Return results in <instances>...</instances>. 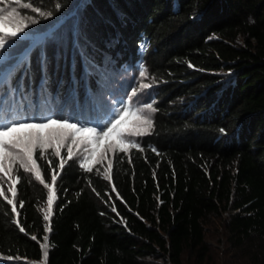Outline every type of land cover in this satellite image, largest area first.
<instances>
[{
	"label": "trees",
	"instance_id": "obj_1",
	"mask_svg": "<svg viewBox=\"0 0 264 264\" xmlns=\"http://www.w3.org/2000/svg\"><path fill=\"white\" fill-rule=\"evenodd\" d=\"M20 2L56 26L2 86L0 125L49 116L103 125L120 106L148 114L147 104L153 123L136 137L142 150L113 153L111 180L77 157L58 169L50 232L47 189L20 169L25 232L0 197V264L40 262L45 235V264H183L187 251L202 261L205 223L226 210L233 249L264 264V0ZM141 70L151 86L131 99ZM37 163L50 183L48 161Z\"/></svg>",
	"mask_w": 264,
	"mask_h": 264
},
{
	"label": "snow or ice",
	"instance_id": "obj_2",
	"mask_svg": "<svg viewBox=\"0 0 264 264\" xmlns=\"http://www.w3.org/2000/svg\"><path fill=\"white\" fill-rule=\"evenodd\" d=\"M19 2L20 0H16V3ZM23 7L27 8L31 5L25 4ZM56 7L59 8L60 5L57 4ZM33 10L39 12L41 16L50 17L52 15L51 12H41L39 8ZM31 22L36 23L35 20ZM27 27L28 23L15 8L11 10L0 8V48L7 47V44L23 33ZM140 75H145L144 70H141ZM143 87L147 88L149 85L145 84ZM145 107L152 109L151 104H147ZM129 116L133 119L131 127H129ZM152 123V120L140 113L139 110L132 112L124 106L119 110L114 109L111 118L103 125L94 122L74 121L62 116H49L43 120H12L0 125V197L6 201V205L11 206L10 211L17 218L15 223L19 231L25 232V228L19 220L21 213L18 211L16 201V185L21 179L20 169L24 173L34 174L35 179L47 189V207L44 210L43 220L48 222L45 224V232H50L52 230L50 217L56 200L54 185L59 175L58 169L62 171L67 160L77 157L80 162L79 166L92 172L93 167L90 165L101 163L107 158L109 152L127 153L129 149L142 150L136 137L146 134L151 129ZM105 141L107 143L99 154L100 158L97 159L100 145ZM81 145H83L82 150L74 152L73 146L81 149ZM65 148L66 154L62 156V149ZM49 150L51 151L49 152ZM52 158H59L58 163ZM38 159L48 161L47 167L51 173L50 183H46L41 176ZM129 162L131 161L129 160ZM54 164L55 166H53ZM111 168L112 162L109 160L104 171V178L107 180H111ZM3 185H7L6 191ZM112 191H116L114 185ZM7 193L11 194V198ZM23 207L24 201H19V208ZM31 238L37 239L35 235ZM43 240L45 243L41 244V248L44 260L47 261L48 236L45 235ZM8 259H12V257H8Z\"/></svg>",
	"mask_w": 264,
	"mask_h": 264
},
{
	"label": "rangeland",
	"instance_id": "obj_3",
	"mask_svg": "<svg viewBox=\"0 0 264 264\" xmlns=\"http://www.w3.org/2000/svg\"><path fill=\"white\" fill-rule=\"evenodd\" d=\"M16 3V0H0V8H6L8 10H11L12 8H15L16 11L23 17L24 21L28 23V27L24 30L23 33H20L17 38H14L7 44V47L0 48V75L5 73L7 70V67L15 62L17 59L21 58L24 53L27 51V49L31 48L32 45L39 40V37L42 34H46L47 36H50L55 26H49L51 22H53L52 15L50 17L48 16H39L33 17L28 16L27 13H24L23 10V4ZM37 13V12H36ZM39 13V12H38ZM37 18V19H36ZM35 20L36 23H32L31 21ZM45 22L43 25H40L38 22ZM46 26L47 28H43ZM43 28V29H42ZM51 30V31H50ZM46 36V37H47ZM46 39V38H45ZM44 39V40H45ZM26 40H29V42L25 45V47L22 50L14 49L11 51V48H19L21 44H25ZM39 42H43L39 41ZM15 64V63H14ZM6 70V71H5ZM226 72H230L229 70ZM9 77V74L7 75V78ZM6 79V78H5ZM2 82H0L1 84ZM152 81L147 80L145 76L140 77L139 83L137 85L136 91H134L130 98L133 99L135 97L143 98L146 96V92L150 88ZM149 85V87L145 88L143 85ZM2 86L0 85V96L3 93ZM4 97V94L1 96ZM104 98V96H101ZM100 97V98H101ZM4 105V101L0 99V108H2ZM110 105V104H108ZM108 105L106 107H108ZM148 114L142 111L141 113L143 115H146L149 117L150 112H152L151 109L148 110ZM151 117V116H150ZM149 117V118H150ZM132 124V123H131ZM131 127V126H129ZM106 144L101 145L98 152H97V159L100 158L99 154L101 151H103ZM83 148V145H81V149H77L76 146H73L74 152H79ZM51 150H49L50 152ZM62 154H66V148L62 149ZM113 156L112 152H109L107 154V158L104 159L101 163L96 164L97 170L104 176V171L107 168L109 160L111 161ZM33 177L34 174H32ZM4 190L6 191L7 185H3ZM9 195V198H11V194L7 193ZM47 207V199L42 207L43 213L45 208ZM233 211L226 210L222 211L219 216H211L205 223V242L208 245L209 252L207 256L202 261H198L197 257L194 254L189 253L188 251L183 254L182 262L183 264H250L252 261L249 258V252L246 251H235L228 240V233L226 231V220L230 213ZM36 264H45L44 259H42L40 262H37ZM148 264H169L165 263L164 261L160 259H153L150 260Z\"/></svg>",
	"mask_w": 264,
	"mask_h": 264
}]
</instances>
